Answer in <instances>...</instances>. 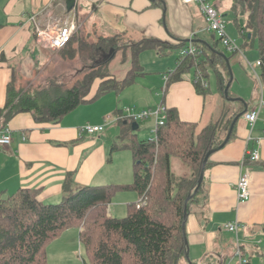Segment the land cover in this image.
<instances>
[{
	"label": "crops",
	"instance_id": "1",
	"mask_svg": "<svg viewBox=\"0 0 264 264\" xmlns=\"http://www.w3.org/2000/svg\"><path fill=\"white\" fill-rule=\"evenodd\" d=\"M215 1L208 0L222 11L227 23L228 14L233 17L232 35H236L237 30L240 37V29L246 27L248 21L244 0L241 7L237 6L239 0ZM43 10H47L57 20L75 17L83 34L97 36L99 40L117 39L118 45L122 42L126 47L153 39L178 48L179 40L188 43L189 40H196L198 44L207 45L212 50L215 47L222 52L218 46L221 43L208 30L199 6L186 5L182 0H76L71 12L67 11L66 0H0V115L15 76L23 72L25 66L39 63L49 49L37 42L35 24L29 20ZM177 48L175 57L178 54L179 57L175 67L172 69L174 57L171 56L172 61L167 62L169 71L176 69L180 61V49ZM149 52L158 54L155 50H146L139 58ZM115 53H112L113 58ZM168 54L172 52L165 55ZM237 74L240 82L235 96L244 100L239 111L230 105L227 111L224 108L218 114L219 108L226 106L227 101L222 99L218 91L217 80L214 87L211 86V76L208 79L210 94L202 96L196 91L192 74V77L188 74L184 80L172 83L166 80L167 74L164 73L158 84L156 80L146 82L141 100H151L154 91V95L158 96L160 86L161 103L158 107L177 109L181 121L197 124L199 130L217 122L219 117V121L225 124L236 114L258 107L264 98V91L259 85V96L257 92L249 95V92L243 93L241 83L245 76L241 70ZM102 97L80 105L57 123H37L32 113L16 115L8 123L12 143L0 147V196H9L21 188H36L41 189L40 201L57 204L59 202L54 201L66 197L65 185L68 181L74 183L73 189L119 184L113 182V179H119L118 176L113 179L110 175L103 177L102 171L108 167L110 159L113 161L115 132L119 131L112 115L118 116L123 109L115 110L114 104L108 106V102L96 105L94 102ZM263 111L264 108L253 130L242 116L235 125L230 141L212 154L207 162L211 166L205 170L204 191L198 196V201L190 205L185 225L187 253L192 264H240L241 261H245V264H264ZM84 113H87V119L82 120ZM153 119L152 129L156 125ZM88 124L104 126L105 129L95 135L81 134V128ZM222 136L225 138L227 133ZM246 148L257 149L261 159L250 164V199L238 203L236 184ZM70 175L71 179H68ZM133 182L134 170L131 181L125 185ZM122 193L131 195L126 199L130 200L128 206L137 204L140 199L136 191ZM107 211L109 217L115 216L116 210L111 212L108 207ZM234 222L242 226L237 234L226 228L227 224ZM73 238L71 235L72 245ZM179 264H188L186 256Z\"/></svg>",
	"mask_w": 264,
	"mask_h": 264
},
{
	"label": "trees",
	"instance_id": "2",
	"mask_svg": "<svg viewBox=\"0 0 264 264\" xmlns=\"http://www.w3.org/2000/svg\"><path fill=\"white\" fill-rule=\"evenodd\" d=\"M245 5L248 21L246 27H241L240 36L246 42L257 41L264 84V0H246ZM76 35L63 50L72 47ZM179 41V51L192 44L197 53L180 58L177 68L167 73L168 82L182 81L192 73L197 93L207 96L210 94L208 79L213 72L222 99L228 101L224 90L230 74L226 61L218 55L219 50L186 40ZM80 42L78 50H72L73 56L82 50ZM89 48L90 59L95 60L98 56L102 57V62L91 67L72 88L64 92L53 90L56 91L54 94L48 90L33 96H20L12 88L8 89L7 102L0 115L1 131L8 128V123L21 113H32L37 123H57L80 105L93 102L110 91H122L138 77L144 76L146 73L141 71L138 60L142 52L155 50L162 55L170 49L175 51L177 47L149 39L131 44L123 51V48L119 49L117 39L102 38ZM113 51H116L115 58L112 57ZM119 55L130 60L133 67L123 79L117 80L114 73L97 72ZM95 83L97 87L93 96L87 99ZM236 116L225 124L219 121V117L217 122L199 130L197 124L181 121L177 109L166 110L165 124L157 128L156 138L133 143L139 163L135 164L131 185L72 189L66 183L65 193L70 195L57 204L40 201L41 189L36 188H21L9 196H0V264H47V246L73 228L79 229L80 244L85 248L91 264H179L187 254L183 227L185 209L189 213L190 205L198 201V196L204 191L203 182L193 196L205 156L223 143L226 137L222 135L228 133ZM174 160L188 166L191 175L174 179ZM141 165L143 172L139 170ZM210 166L206 163L205 170ZM154 189L159 192L158 196ZM128 191H136L140 198L145 196V205L137 208V204H130L125 217H109L107 209L113 197L118 192ZM189 196L192 198L186 203ZM164 203L168 209L163 207Z\"/></svg>",
	"mask_w": 264,
	"mask_h": 264
},
{
	"label": "rangeland",
	"instance_id": "3",
	"mask_svg": "<svg viewBox=\"0 0 264 264\" xmlns=\"http://www.w3.org/2000/svg\"><path fill=\"white\" fill-rule=\"evenodd\" d=\"M215 1V0H213ZM246 1V0H244ZM216 2V1H215ZM241 2L243 0H239L237 2V6L241 7ZM247 8V5H245ZM219 13L222 15V11L219 10ZM240 11L239 13H241ZM247 12V9H246ZM229 23H227V32L229 36L236 40L237 43L241 47V53H230L225 50V48L221 45H218L219 48L222 50L224 54H226L230 58L231 70L234 75V80L229 90L230 98L241 99L242 97H236L235 95L238 94L237 88L239 89V80H238V70H241L245 76L244 82L241 83L243 93L249 92L247 95L251 94L252 92H257L258 96L260 95L259 90V83H256V77L252 71H249L248 63L255 64L259 60V52H258V43L255 40H246L241 36H238V32L236 30V35H232V28L231 24L233 21V17L228 14L226 17ZM243 19V18H242ZM234 23V22H233ZM82 29H80L79 33L76 35V38L72 44V47L61 50V51H54L51 49H47V53L45 54L44 58L33 66H25L24 71L17 74L15 76V80L11 86L14 90V93L20 96L25 95H37L42 92L48 91L54 94L59 89L60 92H64L67 89L72 88L78 81L82 80L88 71H90L94 65L97 63L102 62V57L95 56L96 59H90V46L93 44L99 43V39L93 37L91 34L82 33ZM212 33V32H211ZM209 39L213 42V39L209 36ZM78 41H81L82 50L80 53L75 54L73 56L72 50L75 48L78 50ZM119 49H124L126 51V46L124 43H119ZM69 51V52H68ZM121 50L120 53L123 52ZM167 52H172V54L165 55ZM165 54L159 55L160 58L157 57V53L149 52L145 53L142 57H140L139 65L141 67V71L143 70L144 73L147 75L142 78L136 80V83L129 85L128 87L124 88L122 91H110L112 93H108L104 95L101 99L94 102L96 105L102 104L103 102H108V106L114 104L115 110L116 109H123L125 107H134L138 111L142 110H152L156 111L159 109V105L161 103V87L159 86L158 92L159 95H154L153 97L148 99L146 102L141 100L143 86L146 85V82H150L151 80H156V84L162 80V74L164 75L170 72L167 68L168 63L171 62L172 58L174 57L173 67L176 65L177 57L176 52L172 50H167ZM132 54V52H130ZM165 55V56H164ZM141 56V55H140ZM172 56V58H171ZM164 69V70H163ZM133 67L130 64V60L122 59L119 55L117 59L111 60L107 67L105 66L99 73H105L110 75V73L116 74L117 80L123 79L128 72L132 71ZM168 70V71H167ZM163 71V72H162ZM167 71V72H166ZM173 71V70H171ZM138 72V71H137ZM257 73H261V68H256ZM210 73L211 80L210 84L212 87L216 84L215 76ZM192 74V73H191ZM190 74V75H191ZM193 75V74H192ZM191 75V77H192ZM255 78H254V77ZM236 79V80H235ZM101 80V79H100ZM97 80L96 82H100ZM262 85L264 87L263 81ZM97 84L95 83L93 91L96 89ZM150 89L151 86L149 85ZM93 91L87 96V99H90L93 96ZM18 99V97H17ZM16 99V100H17ZM243 99V98H242ZM246 102V101H245ZM92 103V104H94ZM226 106L223 108L220 107L218 114H220L221 110L226 108V111L230 108V105H233V108L237 109V111L241 110L243 104L241 102H225ZM93 105V106H96ZM118 107V108H117ZM86 114L84 113L81 117L82 120L87 119ZM217 114V115H218ZM230 114V112H229ZM264 116V111L262 113ZM96 116V114H95ZM94 116V117H95ZM115 117V122H117V129L118 132H115V143L113 144L116 148L115 151L112 153L113 161L110 159L107 168H104L102 171V176L107 177L111 176V178H115L116 176L119 177L118 180L113 179V182L119 184H111V185H125L131 181L133 177V170H135V164L139 163V160L136 161L134 149L135 146L133 143H140V142H148L153 140L156 136L154 133L156 129H152L153 126V117L148 118L147 121H139L133 122L140 125L138 130L132 129V123L128 122L126 125L124 124V120H118V116L112 115ZM113 117V118H114ZM147 126H151L148 128ZM153 126V127H152ZM143 165L140 166L139 170L143 172ZM172 172L174 179L178 180L184 175H189L190 168L183 164L179 160L172 161ZM69 183V181L67 182ZM74 183H69V188L74 187ZM79 188V187H77ZM75 188V189H77ZM155 190V189H154ZM67 190H65L66 192ZM158 191L155 190V194L158 196ZM66 194V193H65ZM130 193H122L118 192L115 197L112 199V203L110 204L109 208L111 212H114V217H125L128 213V203L130 200H126ZM154 194V193H153ZM154 194V195H155ZM70 195V194H69ZM68 193L65 198H61L60 200H56L54 202H61L69 197ZM155 195V196H156ZM156 196V197H157ZM6 197V196H5ZM137 197V196H136ZM146 202V200H145ZM152 199L150 200V203ZM131 203V202H130ZM163 207L168 209L167 204H163ZM113 209V210H112ZM73 235V245L70 239V236ZM46 258L47 264H91L89 257L86 253L85 248L83 245L80 244V235L79 229H70L69 231L65 232L59 238L52 241L46 249Z\"/></svg>",
	"mask_w": 264,
	"mask_h": 264
},
{
	"label": "built area",
	"instance_id": "4",
	"mask_svg": "<svg viewBox=\"0 0 264 264\" xmlns=\"http://www.w3.org/2000/svg\"><path fill=\"white\" fill-rule=\"evenodd\" d=\"M186 5L196 4L199 6L205 21L207 23L208 30L212 32L221 45L227 52L230 53H241V47L236 40L232 39L227 32V23L223 15L219 13L217 8L208 2V0H182ZM35 24V34L37 42L43 46L54 50L61 51L65 49L71 42L72 38L79 33L81 25L75 17H65L64 20H57L56 17L52 16L47 10L41 11L38 15L29 18ZM197 53V48L192 44L187 48L180 51V58L187 56H194ZM181 60V59H180ZM262 66V61L258 60L255 64L248 63V67L256 77L257 83L264 91L262 85V77L260 73L256 72L257 67ZM168 81V76H166ZM264 108V98L262 97L258 107L246 112L243 117L253 130L258 119L261 110ZM155 118L156 129L159 126H163L166 121V109L160 106L156 111H138L135 108H123L118 115V120H124V122H143L148 118ZM104 126H93L85 125L81 128L80 133L86 135H95L104 131ZM156 138V137H155ZM154 138V139H155ZM12 143V132L9 127L4 129L0 134V147H7ZM260 152L257 149L246 148L243 160L241 162V174L236 184V192L238 203H244L251 197V168L250 164L260 161ZM145 196L141 197L137 203V208L145 205ZM241 224L238 222L229 223L226 228L230 232H237L241 229ZM240 264H245V261H241Z\"/></svg>",
	"mask_w": 264,
	"mask_h": 264
},
{
	"label": "water",
	"instance_id": "5",
	"mask_svg": "<svg viewBox=\"0 0 264 264\" xmlns=\"http://www.w3.org/2000/svg\"><path fill=\"white\" fill-rule=\"evenodd\" d=\"M75 4H76V0H66V8H67V11L68 12H71L74 7H75ZM248 38L250 39L251 38V34L248 35ZM190 43H198V41L196 40H189ZM218 55L221 56L225 61H226V64L228 66V70H229V74H230V78H229V82L227 83L226 85V88L224 90V95H225V98L229 101V102H241L244 104V100L243 99H236V98H230V95H229V90H230V87L232 85V82L234 80V75L232 73V70H231V66H230V62H229V59L228 57L222 53V52H218ZM247 111H244V112H241L239 114H237V116L234 118L230 128H229V131L227 133V136L225 138V140L223 141V143L219 146L218 149H212L210 150L206 156H205V159H204V163H203V167H202V170H201V174H200V177H199V180H198V184H197V187L194 191V194L193 196L198 192L199 188L201 187L202 183L204 182V174H205V166H206V163L208 162L210 156L212 154H214L216 151L222 149L231 139L232 137V134H233V131H234V128H235V125L236 123L238 122V120L246 113ZM128 122H124V124L126 125ZM132 129L135 131V130H138L139 129V125L137 123H132ZM192 198V196H189L186 200V203L189 202V200ZM187 216H188V209L186 208L185 209V215H184V222H183V227L185 228V225H186V219H187ZM186 246H187V241H186ZM186 260L188 262V264H192L190 258H189V254L187 253L186 254Z\"/></svg>",
	"mask_w": 264,
	"mask_h": 264
}]
</instances>
